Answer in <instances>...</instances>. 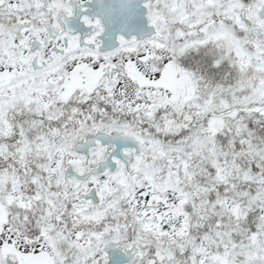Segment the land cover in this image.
Wrapping results in <instances>:
<instances>
[{
	"label": "snow or ice",
	"instance_id": "1",
	"mask_svg": "<svg viewBox=\"0 0 264 264\" xmlns=\"http://www.w3.org/2000/svg\"><path fill=\"white\" fill-rule=\"evenodd\" d=\"M91 2L0 0V264H264V0Z\"/></svg>",
	"mask_w": 264,
	"mask_h": 264
},
{
	"label": "flooded vegetation",
	"instance_id": "2",
	"mask_svg": "<svg viewBox=\"0 0 264 264\" xmlns=\"http://www.w3.org/2000/svg\"><path fill=\"white\" fill-rule=\"evenodd\" d=\"M107 13L105 14L106 33L104 35L105 46L108 48L118 45L119 35L126 38L136 36L146 38L150 34V26L147 22L146 10L142 0H108ZM100 6L97 0H92L88 5V14H99ZM70 27L84 33L87 31L79 18L71 21ZM109 264H130L129 257L122 249H109Z\"/></svg>",
	"mask_w": 264,
	"mask_h": 264
},
{
	"label": "clouds",
	"instance_id": "3",
	"mask_svg": "<svg viewBox=\"0 0 264 264\" xmlns=\"http://www.w3.org/2000/svg\"><path fill=\"white\" fill-rule=\"evenodd\" d=\"M108 0H104V3L107 4ZM97 3L99 5V0H97Z\"/></svg>",
	"mask_w": 264,
	"mask_h": 264
}]
</instances>
